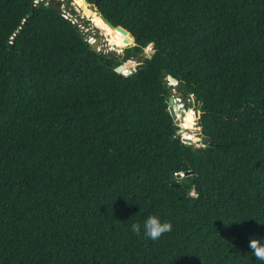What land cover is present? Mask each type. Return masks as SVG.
Returning a JSON list of instances; mask_svg holds the SVG:
<instances>
[{
	"label": "trees",
	"instance_id": "trees-1",
	"mask_svg": "<svg viewBox=\"0 0 264 264\" xmlns=\"http://www.w3.org/2000/svg\"><path fill=\"white\" fill-rule=\"evenodd\" d=\"M86 1L128 32L122 54L51 3L0 0V264H260L264 0ZM170 77L200 103V151ZM149 215L172 231L135 235Z\"/></svg>",
	"mask_w": 264,
	"mask_h": 264
},
{
	"label": "water",
	"instance_id": "water-1",
	"mask_svg": "<svg viewBox=\"0 0 264 264\" xmlns=\"http://www.w3.org/2000/svg\"><path fill=\"white\" fill-rule=\"evenodd\" d=\"M83 1V4L86 5V7L88 9H90L92 12H94L96 14V16H98L110 29H113V30H118L120 31L121 33L127 35L129 37V34L128 32L123 28V27H120V26H114L112 25L97 9V1H94L93 3H89L87 2L86 0H82ZM50 3L53 5L54 8H56L57 12H59L60 14H63V10L60 8V1L59 0H50ZM39 5H41V3H39ZM35 8V5L32 6V9ZM98 42H99V39L96 38L94 41L90 42V46L92 48V50L94 51H98ZM130 46L131 45V41L130 42H126V44L124 45L125 47L126 46ZM141 59L143 60L144 59V56H141ZM138 63V62H137ZM137 63L135 61H131V62H128V63H122L120 65H118L115 70L118 72V73H122L124 74V69H132L134 70L135 69V66L137 65ZM170 80L173 81L175 84H174V87L171 88L170 90H173L175 89V92L171 93L169 96H168V111L170 113V116L172 117L173 121H174V124L178 126V129L176 130V134L177 135H181V126H180V120L183 119L182 118H179L177 116V113H176V109L180 112H182L183 110H186L189 108L188 106V103L187 102H183V107H179L178 108V103L176 102V98H178L180 101L184 100L185 96H184V93H183V90L181 88V84L178 83L174 78L170 77ZM200 103L198 101H196L195 99H193V111L195 113V119L196 121L198 120L199 118V110L197 109L198 105ZM194 127L200 131V127L198 126L197 122L194 124ZM182 139L183 141L185 142H188V143H191L193 142V140L191 138H187L185 136H182ZM196 139L197 141H200L202 142V145L201 146H197L198 150L200 151L201 150V147H203L209 140L208 136H203L201 135L200 137L196 136ZM190 174V172H184V173H178L177 176H184V175H188Z\"/></svg>",
	"mask_w": 264,
	"mask_h": 264
},
{
	"label": "rangeland",
	"instance_id": "rangeland-1",
	"mask_svg": "<svg viewBox=\"0 0 264 264\" xmlns=\"http://www.w3.org/2000/svg\"><path fill=\"white\" fill-rule=\"evenodd\" d=\"M47 1V0H46ZM60 1V8L63 10V15L68 17L69 19H71L72 21L76 22L78 24V26L81 28L82 33L84 34L86 40L90 43V39L93 38V41L98 38L99 42H98V51H102V52H116L117 54H122L123 49L125 48V46H122L120 48V43H118L117 41H113L114 44L119 47V49H117L116 47H113L111 45L108 44V41H106V37L105 35L102 34L101 29H99L98 27H96L90 19H88L85 15H83L80 11V9L78 7H76L72 0H59ZM113 34V32H112ZM129 46V45H128ZM126 46V47H128ZM131 46V45H130ZM109 48V49H108ZM151 54V48L150 46H146L142 52V56H149ZM137 63V60H133ZM130 73L132 71V69L130 68L128 70ZM126 73V74H128ZM125 74V73H124ZM175 92V89L170 90V93ZM183 102H187L188 106L193 108V98L189 97V98H184V100L181 101V103L183 104ZM194 112V111H193ZM196 119H194V124L196 123ZM190 135L194 138L196 136L200 137V131L197 130L195 127H193V129L190 131ZM181 137L183 136L182 134L180 135ZM193 146L197 147V146H201L202 142L200 141H193Z\"/></svg>",
	"mask_w": 264,
	"mask_h": 264
},
{
	"label": "clouds",
	"instance_id": "clouds-1",
	"mask_svg": "<svg viewBox=\"0 0 264 264\" xmlns=\"http://www.w3.org/2000/svg\"><path fill=\"white\" fill-rule=\"evenodd\" d=\"M132 232L138 237L143 234L144 237L156 241L162 237L163 234L172 231V223L170 221L162 222L156 215H149L143 224L135 222L131 225ZM248 246L251 253L260 264H264V242L261 239L252 238L248 241Z\"/></svg>",
	"mask_w": 264,
	"mask_h": 264
},
{
	"label": "bare ground",
	"instance_id": "bare-ground-1",
	"mask_svg": "<svg viewBox=\"0 0 264 264\" xmlns=\"http://www.w3.org/2000/svg\"><path fill=\"white\" fill-rule=\"evenodd\" d=\"M83 14V13H82ZM84 15V14H83ZM99 18V17H98ZM99 20L111 31V32H113V34L111 35V39L113 40V41H117V42H120V44H121V46H124L125 44H126V42H124V41H122V40H119V39H117V38H115V36H114V33H115V30H113V29H110L100 18H99ZM90 41L92 42L93 41V38H91L90 39ZM109 49V48H108ZM177 101H180L178 98H177ZM195 139V141H197V139H196V137L194 138Z\"/></svg>",
	"mask_w": 264,
	"mask_h": 264
},
{
	"label": "built area",
	"instance_id": "built-area-1",
	"mask_svg": "<svg viewBox=\"0 0 264 264\" xmlns=\"http://www.w3.org/2000/svg\"><path fill=\"white\" fill-rule=\"evenodd\" d=\"M39 3H44V4H47V3H50V0H33V5H37Z\"/></svg>",
	"mask_w": 264,
	"mask_h": 264
}]
</instances>
